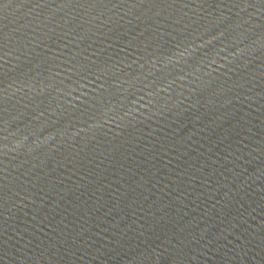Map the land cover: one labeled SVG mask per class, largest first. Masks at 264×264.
I'll list each match as a JSON object with an SVG mask.
<instances>
[{"label": "water", "instance_id": "obj_1", "mask_svg": "<svg viewBox=\"0 0 264 264\" xmlns=\"http://www.w3.org/2000/svg\"><path fill=\"white\" fill-rule=\"evenodd\" d=\"M0 264H264V0H0Z\"/></svg>", "mask_w": 264, "mask_h": 264}]
</instances>
